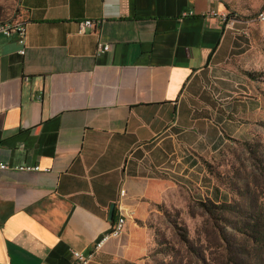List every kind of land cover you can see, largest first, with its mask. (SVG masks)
I'll list each match as a JSON object with an SVG mask.
<instances>
[{
  "label": "crops",
  "instance_id": "crops-1",
  "mask_svg": "<svg viewBox=\"0 0 264 264\" xmlns=\"http://www.w3.org/2000/svg\"><path fill=\"white\" fill-rule=\"evenodd\" d=\"M21 6L26 54L0 35V161L39 169L0 171V264H72L110 232L112 204L125 232L90 264L131 257L157 206L212 197L209 165L264 127L259 35L214 16L218 0Z\"/></svg>",
  "mask_w": 264,
  "mask_h": 264
},
{
  "label": "rangeland",
  "instance_id": "rangeland-1",
  "mask_svg": "<svg viewBox=\"0 0 264 264\" xmlns=\"http://www.w3.org/2000/svg\"><path fill=\"white\" fill-rule=\"evenodd\" d=\"M218 1L227 13L232 12L234 17L247 21L248 29L255 30L259 35L254 44L258 47L256 58L259 61L257 68L260 69L253 76L264 94V68L261 67L264 64V24L255 21L257 13L264 7V0ZM22 16L21 0H0V22L22 19ZM254 134L248 143L234 145L221 164L215 165L213 178L219 188L216 187L212 197L202 198L198 193L179 190L173 205L157 206L149 219L142 223L145 237L139 241L133 255L111 258L107 263L203 264L198 262L196 253L201 259L205 258V264H228L226 248L236 250L246 240L234 233L230 226H223L224 223L218 219L221 215L219 210L210 207L208 212L201 203L208 200L216 204L236 203L244 219L243 213L257 210L249 205V201L264 197V127H259ZM247 188L249 193L246 194ZM235 217V213L231 214L230 220ZM214 223L221 230L225 229L227 241L218 238Z\"/></svg>",
  "mask_w": 264,
  "mask_h": 264
},
{
  "label": "trees",
  "instance_id": "trees-1",
  "mask_svg": "<svg viewBox=\"0 0 264 264\" xmlns=\"http://www.w3.org/2000/svg\"><path fill=\"white\" fill-rule=\"evenodd\" d=\"M227 9L229 8L227 7ZM230 16H233L232 12ZM214 169L215 165H209V170L212 176ZM247 193H249L248 188L246 190V194ZM259 199L256 201L255 199L249 201V205L255 207L257 210L243 213L242 215L245 217V219L240 216L241 211H239L236 203L216 204L212 200H208L205 202L203 201L201 203L203 209H205L206 211H208V208L210 207L219 210L221 212V215L218 219L222 223H224L223 226H230L233 229L234 233L242 235L246 240L244 244L241 243V245H239L241 246V249H239V246L238 248H236V250L229 249L228 247L226 248L229 255L227 256L228 264H264V197H262V200ZM233 213L236 214V217L234 218V220H230V215ZM218 219L215 218L216 223ZM115 220L116 213L114 221ZM214 226L217 230L218 238H222L224 241H227L228 238L225 235V229L221 230L215 223ZM188 243L191 244L190 242ZM195 256L199 259L198 262L201 261L203 262V264H205V258L201 259L196 253Z\"/></svg>",
  "mask_w": 264,
  "mask_h": 264
},
{
  "label": "built area",
  "instance_id": "built-area-1",
  "mask_svg": "<svg viewBox=\"0 0 264 264\" xmlns=\"http://www.w3.org/2000/svg\"><path fill=\"white\" fill-rule=\"evenodd\" d=\"M214 16H220L229 26H234L236 19L231 18L230 14L225 12L219 14L213 12ZM255 21L259 24H264V8L260 10L256 17ZM97 22L93 20H86L79 23V33L84 34L89 28L95 27ZM0 35L10 38L12 36H17L19 43L23 46L20 54H26L27 48V23L23 19L11 20L6 22H0ZM111 50V45L108 43L99 42L97 45V51L99 54L107 53ZM38 167H27V166H13L9 163L0 161V171H22V172H31L38 170ZM124 192V191H123ZM127 225V217L124 214H119L116 220L112 224V228L108 234L103 235L97 242L94 247L90 250L72 251V264H90L96 260L99 252L102 251L105 244L111 238H120L125 232Z\"/></svg>",
  "mask_w": 264,
  "mask_h": 264
},
{
  "label": "water",
  "instance_id": "water-1",
  "mask_svg": "<svg viewBox=\"0 0 264 264\" xmlns=\"http://www.w3.org/2000/svg\"><path fill=\"white\" fill-rule=\"evenodd\" d=\"M115 207H116L115 204H112V205H111L110 216H109V220H110L111 222H113L114 219H115Z\"/></svg>",
  "mask_w": 264,
  "mask_h": 264
}]
</instances>
